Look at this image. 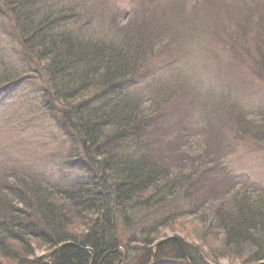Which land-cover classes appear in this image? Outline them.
Segmentation results:
<instances>
[{"label":"trees","instance_id":"trees-1","mask_svg":"<svg viewBox=\"0 0 264 264\" xmlns=\"http://www.w3.org/2000/svg\"><path fill=\"white\" fill-rule=\"evenodd\" d=\"M140 1L128 15L119 0H0V46L14 42L21 53L9 51L21 56L10 65L0 57V94L13 90L18 107L4 122L14 112L26 122L18 142L42 133L44 120L25 117L37 98L14 91L39 82L45 119L79 174L52 184L0 157V264H151L153 255L264 264V186L221 169L240 143L264 149V107L253 111L220 87L237 76L264 86V0ZM163 7L169 17L159 23ZM206 27L224 55L209 52L220 80L199 87L186 59ZM177 51L183 67L169 60ZM177 199L185 209L166 212ZM187 219L196 240L212 242L209 254L185 239L158 243ZM40 249L47 262L36 258Z\"/></svg>","mask_w":264,"mask_h":264},{"label":"rangeland","instance_id":"rangeland-1","mask_svg":"<svg viewBox=\"0 0 264 264\" xmlns=\"http://www.w3.org/2000/svg\"><path fill=\"white\" fill-rule=\"evenodd\" d=\"M232 1V0H230ZM229 4H232V2H229ZM142 1L140 0H119L118 9L122 12V14L128 13L130 15L135 11H138V9L141 7ZM231 9V7L229 8ZM161 14V15H160ZM231 14H233V9L231 10ZM163 18H159L155 16L156 21L159 23L162 22L165 18L169 17V13H166V8H161L159 14ZM232 16V15H231ZM221 18V17H220ZM167 27L171 25V21H167ZM155 25V24H154ZM210 26L213 25V21H210ZM221 25V24H219ZM220 30V29H219ZM215 28L212 27H206V32L204 33L205 41H201L199 43L193 44L192 47L188 50L187 54V61L190 65H194L196 68V72H198V76L196 77L197 82L201 87L202 85L208 86L212 85L213 83H217V80H220V78L217 76V73H214L213 68H218V65L216 64V59L213 58V55L210 54V51H219L223 54V43L219 42L216 39H212L213 36L210 38L209 35L215 34ZM203 43V44H202ZM12 46L9 45H2L0 46L1 52L0 57L3 61L8 62L10 65L12 58H20L18 54L20 53V49L18 46L13 42L10 43ZM13 47V48H12ZM214 49V50H213ZM14 50L18 54H14V57L12 55L9 56V51ZM190 51V52H189ZM216 51V52H217ZM180 52H175L172 57H170L172 60L175 58V60L178 61L180 59L179 63L181 67L184 66L185 62V55ZM179 56V58H178ZM182 58H184V61L182 62ZM168 59L160 58L159 61H167ZM208 60L210 61L208 63ZM212 60V61H211ZM19 62V61H18ZM208 63L210 66L207 68L205 66L206 63ZM213 62V63H212ZM21 63V62H20ZM170 62L167 64H161L157 67L156 72L159 74V76H165L166 74V68ZM187 68V66H185ZM189 69V68H187ZM168 70V68H167ZM185 72V71H184ZM189 74L193 72V69L186 70ZM138 78V77H136ZM195 79V78H194ZM238 79L245 80L238 81ZM139 81V79H138ZM212 81V82H211ZM227 82V83H225ZM40 83H29L24 82L21 84V87L18 89L15 88V92H19V99L22 97L24 93H27L29 96H31L30 103L33 100V97L37 98L36 108L32 110L30 114H26V118H35L32 122L35 126L39 124V121H43L46 124V127L44 125H41L43 127V131L40 134V132H33L32 130L28 134H23L19 140L16 141V132L20 130H24L25 128H22L21 126H24L26 122L24 120H20L17 122L18 114L14 112L11 116V122L13 124H9L6 122L0 121V140H6V142L0 143V156L2 157H9L6 162L12 163L15 167H20L24 171L38 175L42 177L46 181H50V183H58L59 180L63 179H73L78 178L79 174H75L72 171V168L68 166L67 164V154L69 151V147L65 148L61 146L55 138H58L57 134L55 133L54 126L55 124L52 123L50 120L51 118L45 119L46 114L45 111L42 110L43 108L41 105V93L39 91L40 89ZM192 85H194L192 83ZM191 85V87H192ZM190 87V88H191ZM222 89L226 90L228 87H230V90L240 92L244 96V100L246 101V104L251 106L250 109L253 111H256L261 106L264 107V86H259L258 84H254L252 79H244L240 76L235 77L232 80L224 81L223 85H220ZM235 89V90H234ZM13 90L5 91L2 94H0V120L2 119V105H13L11 106V110L14 111L18 107L15 106V98L17 93H13ZM193 96V94L191 95ZM15 104V105H14ZM25 105V106H24ZM21 107H26L27 105L25 103L20 104ZM31 107V105H30ZM38 107V108H37ZM29 108V107H28ZM27 113L29 111L26 110ZM47 120V123H46ZM34 126V127H35ZM50 130L49 134L47 131ZM13 133V134H12ZM31 133V134H30ZM232 133V132H231ZM228 133V134H231ZM4 157V161H5ZM222 166L221 169L224 171L222 175H230V176H240L241 174H247L250 176V180L252 182H258L260 184H263L264 186V149L260 148L258 145H255L251 142H243L237 145L235 149H233L228 158L225 162H221ZM226 171L228 173L226 174ZM74 174V175H73ZM71 181V180H69ZM185 209V204L181 202L180 200H175L170 208L166 210L168 212L169 210L173 211H181ZM187 223H190L189 225H186ZM196 223H194L192 220H181L179 226H174L173 228L164 229L160 232V235L158 237V243L164 242L165 240H168L170 238H180L187 240L188 243L193 244L194 246L200 247L203 252H207L209 254V251L214 249L212 242H201L202 238H199L198 240L195 239L194 235L196 237L200 236V233L193 230L196 227ZM124 246L122 247V251L125 252ZM210 249V250H209ZM49 252L47 249H40L37 251L36 258H43L44 261H48ZM208 262L210 264H213L212 259L208 258ZM230 261L227 259H223L221 261L222 264H228ZM154 264H185V262H179V263H170L168 261L160 262L157 261ZM215 264V263H214ZM235 264V263H234ZM237 264V263H236Z\"/></svg>","mask_w":264,"mask_h":264}]
</instances>
